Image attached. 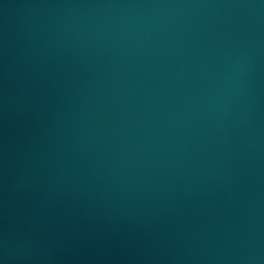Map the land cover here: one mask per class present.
<instances>
[{
	"label": "water",
	"instance_id": "obj_1",
	"mask_svg": "<svg viewBox=\"0 0 264 264\" xmlns=\"http://www.w3.org/2000/svg\"><path fill=\"white\" fill-rule=\"evenodd\" d=\"M0 264H264V0H0Z\"/></svg>",
	"mask_w": 264,
	"mask_h": 264
}]
</instances>
